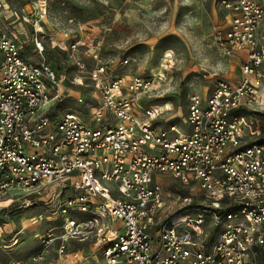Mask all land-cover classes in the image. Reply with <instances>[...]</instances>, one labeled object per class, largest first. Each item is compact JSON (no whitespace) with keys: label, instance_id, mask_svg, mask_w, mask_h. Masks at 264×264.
Wrapping results in <instances>:
<instances>
[{"label":"built area","instance_id":"built-area-1","mask_svg":"<svg viewBox=\"0 0 264 264\" xmlns=\"http://www.w3.org/2000/svg\"><path fill=\"white\" fill-rule=\"evenodd\" d=\"M219 5L212 42L239 80L189 93L182 123L159 127L162 106L140 99L170 54L154 78L76 60L67 79L43 56L46 0L18 17L0 0V196L46 221L28 264H264V144L244 143L239 115L264 109V1ZM61 35L73 57L79 42ZM71 93L75 107L52 114Z\"/></svg>","mask_w":264,"mask_h":264},{"label":"rangeland","instance_id":"rangeland-1","mask_svg":"<svg viewBox=\"0 0 264 264\" xmlns=\"http://www.w3.org/2000/svg\"><path fill=\"white\" fill-rule=\"evenodd\" d=\"M4 1L17 17L21 7L31 10V4L38 2ZM46 2L47 13L42 28L49 40L44 41L43 56L59 74L64 73L67 79L79 75L76 60L85 63L86 71L102 63L117 75L154 78L160 71L164 56L171 55L156 89L150 97L140 99L145 107L162 106L163 112L155 120L159 127L182 123L187 112L189 93L204 96L212 90L216 79L232 83L239 80L237 59L218 55L212 42V28L224 21V11L220 8L219 0ZM64 30L69 31L72 40L79 42L78 51L73 57L69 56V51L57 46H63L61 33ZM50 41L56 47L53 48ZM123 60H128V63L123 65ZM63 86H68L67 80ZM83 94L86 102H89L87 90ZM74 95L71 93L70 97L58 102L52 114L57 109L63 113L69 107L74 108ZM164 103L166 107H163ZM169 107V110L164 109ZM239 115L245 128V144L264 138V109L241 110ZM170 186L172 189H182L173 180ZM38 213L43 214L41 206L30 207L13 194L0 196V264H28L40 250L36 235L45 231L46 221L35 222Z\"/></svg>","mask_w":264,"mask_h":264},{"label":"trees","instance_id":"trees-1","mask_svg":"<svg viewBox=\"0 0 264 264\" xmlns=\"http://www.w3.org/2000/svg\"><path fill=\"white\" fill-rule=\"evenodd\" d=\"M258 143H259V144H264V138L260 139V140L258 141Z\"/></svg>","mask_w":264,"mask_h":264}]
</instances>
